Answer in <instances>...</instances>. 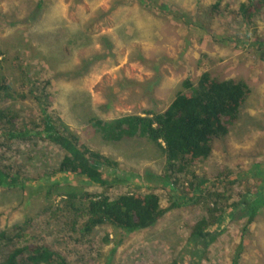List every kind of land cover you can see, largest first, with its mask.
I'll list each match as a JSON object with an SVG mask.
<instances>
[{"label": "rangeland", "instance_id": "1", "mask_svg": "<svg viewBox=\"0 0 264 264\" xmlns=\"http://www.w3.org/2000/svg\"><path fill=\"white\" fill-rule=\"evenodd\" d=\"M243 1L0 0V75L8 77L14 96L7 106L22 120L38 117L30 84L48 79L55 113L89 147L117 161L114 169H104L113 179L105 192L152 190L166 207L176 195L160 177V150L144 136L103 139L89 118L161 111L181 81H195L201 71L240 77L250 92L237 121L193 171L208 185L219 173L220 183L213 184L225 194L264 192V12L245 24L234 14ZM215 2L217 12L208 15ZM11 147L8 155L21 165L25 182L0 186V229L24 223L20 245L44 243L69 264H232L235 256L238 264H264V205L245 234V217L224 213L220 235L190 263L185 246L197 208L169 209L154 225L132 233L105 224L85 234L73 228L62 191L102 188L83 176L53 173L62 151L45 140L33 137ZM229 172L236 182L228 186L222 181Z\"/></svg>", "mask_w": 264, "mask_h": 264}, {"label": "trees", "instance_id": "2", "mask_svg": "<svg viewBox=\"0 0 264 264\" xmlns=\"http://www.w3.org/2000/svg\"><path fill=\"white\" fill-rule=\"evenodd\" d=\"M215 2L207 14L217 12ZM264 12V0H244L235 11L245 24H253L255 16ZM59 46V45H58ZM57 46V47H58ZM4 52L0 50V59ZM49 80L32 81L29 94L39 104L38 117L22 120L20 113L7 103L14 98L8 77L0 75V186L11 187L25 182L22 167L12 164L8 153L16 141H30L33 137L45 140L62 151V157L53 173L68 172L83 176L98 191H62L64 201L73 210L72 226L85 234L95 227L110 225L124 233H132L154 225L169 209L195 207L199 217L188 225L185 253L190 263L202 258L207 248L221 233V216L229 213L235 218L245 217L242 232L248 230L255 215L264 205V192H232L217 190L219 173L197 176L193 167L205 162L211 155L216 139L225 137L236 123L240 107L250 89L240 77L219 79L209 71H201L195 81L186 76L173 99L161 111L142 109L110 119L89 118L93 131L103 139L117 141L123 137L144 136L153 143L164 158L160 177L171 189L174 199L166 207L160 204L155 191H124L114 196L105 192L113 179L105 176L117 161L89 147L81 137L54 111L47 90ZM22 93H20L21 95ZM25 97V94L21 95ZM229 172L222 183L236 182ZM51 188L55 186L51 185ZM50 187L48 191L50 192ZM79 192V193H75ZM75 199L76 203L74 202ZM78 201V202H77ZM24 223H14L0 229V264H69L64 256L44 243L18 244L24 236ZM107 240V236L105 237ZM238 264V256L232 261Z\"/></svg>", "mask_w": 264, "mask_h": 264}]
</instances>
